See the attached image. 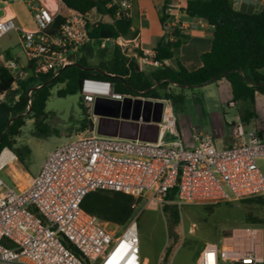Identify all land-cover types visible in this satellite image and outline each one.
<instances>
[{
  "label": "built area",
  "instance_id": "2783aa9c",
  "mask_svg": "<svg viewBox=\"0 0 264 264\" xmlns=\"http://www.w3.org/2000/svg\"><path fill=\"white\" fill-rule=\"evenodd\" d=\"M21 1L34 29L20 28L12 18L0 19V40L11 31L17 32L34 73H51L55 78L90 42L87 28L102 17L95 12L77 15L68 11L58 32L49 34L60 0H49L51 6L40 0ZM102 1L106 9L115 8L113 17H103L105 21L131 18L132 0ZM172 11L167 8L168 15ZM178 14L173 16L168 32L183 30ZM121 40H102L99 49ZM155 56V51L144 50L142 59L156 65ZM3 66L16 81L28 76L14 60ZM80 95L90 112L96 98L122 101L127 96L115 92L110 81L94 78L82 80ZM159 101L163 109L155 142L95 133L77 136L50 152L23 188L3 179L1 172L9 163L0 165V264H147L141 257L139 208L157 211L168 202L180 208L264 196V174L258 164L264 161V136L245 131L237 117L230 124L223 148L216 149L209 137L195 135L198 145L186 148L177 131L171 101ZM90 118L95 119L92 113ZM166 133L175 140L164 143ZM171 189H176L175 199L167 201ZM96 191L132 197L134 215L118 232L81 208L84 198ZM221 263L264 264V228L237 227L219 244H204L196 264Z\"/></svg>",
  "mask_w": 264,
  "mask_h": 264
},
{
  "label": "trees",
  "instance_id": "16d2710c",
  "mask_svg": "<svg viewBox=\"0 0 264 264\" xmlns=\"http://www.w3.org/2000/svg\"><path fill=\"white\" fill-rule=\"evenodd\" d=\"M105 4L106 2L102 0H60L59 13L47 32L56 34L68 11L77 15L95 12L102 18L97 24L88 26L90 41L134 40L137 32L131 30L130 19L121 18L112 22L103 19L104 16L113 17L115 9H106ZM167 8L169 7L165 4L159 18L161 26L166 28L169 19ZM180 12L188 18L202 19L213 29L210 49L201 54V67L195 71H188L177 62L174 70L164 68L157 73L143 76L138 64L127 60L122 48L116 43L112 47V60L107 65L97 67L98 71H86L75 66L74 63H78L81 67H88L82 58L74 56L70 65L55 78H52L51 73H34L33 63L28 62L25 67H22V70L28 73L27 78L16 81L13 73L0 64V97L9 92L13 84L20 89L18 99L11 107L0 102L7 108L11 118H15L7 129L4 126L0 130V153L5 148H12V139L24 126L25 118L32 119L34 125L37 126L43 123L46 116V102L53 87L63 86L56 91L57 97L60 98L80 94V86L85 78L110 81L115 92L122 95L167 99L171 101L172 106L177 102L182 103L183 97L169 92L167 89L169 84L178 87H198L224 79L231 92V102L228 106L231 105L236 109L243 126L254 122L257 119L255 96L256 94L264 95V74L262 73L264 68V8L253 14L236 11L231 0H189L181 6ZM168 36L172 40L159 43L154 50L155 61L158 63L170 60L174 51L188 39L177 28L168 32ZM11 59L13 58L9 54L5 55L6 61ZM37 86L40 87L35 89ZM29 90L31 93L28 98ZM28 107L29 110L26 112ZM89 125L91 126L90 122ZM16 157L24 169H27L23 159L18 155ZM175 194L176 189H171L166 200L173 201ZM252 198H256V201L249 203ZM238 201L253 204L258 208L264 206L263 196ZM132 203L133 199L128 195L113 191H96L84 198L81 208L101 222L122 228L134 215L131 209ZM161 210L168 216L173 226L178 225V207L175 204L165 203ZM244 216L246 226L259 227L264 224L261 214L252 215L249 212ZM177 240V236H172L171 242L163 248L160 264H168L176 249ZM62 241L66 247L74 251L68 241L65 239Z\"/></svg>",
  "mask_w": 264,
  "mask_h": 264
},
{
  "label": "rangeland",
  "instance_id": "374dc122",
  "mask_svg": "<svg viewBox=\"0 0 264 264\" xmlns=\"http://www.w3.org/2000/svg\"><path fill=\"white\" fill-rule=\"evenodd\" d=\"M21 22L25 28L33 29L29 17L21 16ZM121 41L120 46L124 47L127 43L124 40ZM99 44V42H94L93 48L90 44L85 45L83 48L92 62L96 61L101 54L107 52V49H99ZM106 45L107 48L111 46L110 43H106ZM7 48L14 56L25 62L26 55L18 45L15 31H11L0 40V52H4ZM23 62L20 61L24 65ZM215 82L205 91L194 93H191L190 90L185 91L187 94L186 100L174 104L173 112L180 133H182V128H188L191 136H199V133H201L199 137H209L215 148L221 149L228 138L224 118L226 120L232 118L236 109L228 107V103L231 101V92L227 82L224 79ZM62 87L58 85L51 89V95L45 106L46 116L43 123L37 126L34 125L32 119L25 118L24 126L19 130L18 135L12 139V148H6L15 156L1 172V176L8 183L23 188L27 185L30 177L33 176L29 172V167L31 171H35L37 166L56 147L74 140L77 136L91 135L86 132L91 129L89 125L91 112L88 111L80 94L68 95L62 98L57 97L56 91ZM12 88L0 97V102L9 107L17 101L20 93V89L16 85H13ZM208 96L212 99H209ZM215 104L216 109H211V106ZM199 105L202 107L200 108ZM214 110L219 115L216 120H214L211 113ZM223 111L225 116L222 115ZM9 118H11V114ZM82 125H85V127H82ZM245 131H252V125H249ZM172 140H175V137L166 133L164 143ZM185 147L191 148L187 145ZM16 155L23 159L27 169H24L18 162ZM258 164L264 174V161H259ZM252 201H256V198L250 199L249 203ZM161 209L157 211L143 210L141 207L137 210L141 257L147 261V264H160V254L163 248L171 242L172 236H177L178 240L176 249L168 264H196L204 244H219L221 239L228 235L231 230L246 226L244 224L245 214L249 212L252 215L261 214L264 219V206L258 208L253 204L232 201L208 205L181 206L178 208L179 223L173 226L168 216ZM259 227L264 228V224L259 225ZM107 228L117 232L120 230V227L111 226L108 223Z\"/></svg>",
  "mask_w": 264,
  "mask_h": 264
},
{
  "label": "crops",
  "instance_id": "0c3cea01",
  "mask_svg": "<svg viewBox=\"0 0 264 264\" xmlns=\"http://www.w3.org/2000/svg\"><path fill=\"white\" fill-rule=\"evenodd\" d=\"M186 1L189 0H168L167 3L166 0H132L130 9L131 30L137 32L136 38L134 40H124V42L127 43L124 45V47L120 46V42L122 41H119V44H117L122 48L123 54L125 55V58L127 60L138 64L143 76H149L150 74L157 73L164 68L174 70L176 69L177 62L188 71H195L201 67L200 56L210 49L213 29L200 18H188L185 15L181 14L180 8L186 3ZM40 2L47 6H51L49 0H40ZM165 4H167L168 7L173 8V11L169 15V19L167 21V27L173 21V16L176 13L180 12V14H178V20L183 25L182 32L188 37V39L176 51H174L173 57L170 60L164 61L163 63H157L155 65L152 62L143 61V51H154L159 43L167 40H172V38L168 36V28H166L165 26L162 27L159 20ZM233 8L236 11L255 14L260 12L264 8V0H237L233 3ZM21 16H27L32 21L31 15L24 2H22L21 0L0 1V19L12 18L18 27L26 30H33L34 25L33 29H27L24 27L23 23L21 22ZM16 35L18 45L20 46L19 35L17 32ZM93 43V41H90L85 45L90 44L93 48ZM110 45L113 47L114 43H110ZM84 46L77 52L75 58H82L88 65L87 68L98 69L97 67L107 65L112 60V48H110L111 46L109 48H107L106 46L105 49H107V52L103 55L101 54V56H99V58H97V60L94 62L90 61L87 54L84 52ZM6 54H9L13 58L11 60H14L21 69L22 67H25L29 62L27 57L25 59V62H23L19 57L14 56L10 49L7 48L4 50V52H0V64L2 65L6 62ZM20 61L23 62L24 65L21 64ZM262 73L264 74V68L262 70ZM215 83L216 82L208 83L206 85L198 87H178L174 84H169L167 86V89L173 94L182 96L184 102L187 97L185 91L190 90L191 93L197 91H205L206 88L208 89L210 85H213ZM208 93L210 94V91ZM208 98L212 99V97L210 96H208ZM199 106L200 108L202 107L201 105ZM215 106L216 104L214 106H211V109H216ZM229 108H232L231 105ZM255 111L257 114V119L249 125H252L253 131H257L261 136H264V95L256 94ZM211 113L214 120L218 119L219 115L215 110ZM222 115L225 116L224 111L222 112ZM237 117L238 115L235 112V115L229 120H226L224 118V124L226 125V128L228 130V135L230 131V124L235 122ZM90 124L91 131H86L90 134H97V132H99L103 136H117L129 139L137 138L149 142H153V138L155 136V130L148 125H137L136 127L134 126V124L130 123H125L126 125L116 123L113 125V123L109 122L99 123L97 118H90ZM248 126H243L244 130H246ZM181 132L182 133L178 131L184 145L190 147H196L198 145L199 141L196 140L193 135L191 136L189 134L188 128H182ZM200 134L201 133H199V136H201ZM9 152L12 155L11 160H13L15 156L11 151ZM44 160L37 166L35 171H31L29 167V172L31 175H33L32 177H34L39 172ZM32 177H30V179Z\"/></svg>",
  "mask_w": 264,
  "mask_h": 264
},
{
  "label": "water",
  "instance_id": "95a60500",
  "mask_svg": "<svg viewBox=\"0 0 264 264\" xmlns=\"http://www.w3.org/2000/svg\"><path fill=\"white\" fill-rule=\"evenodd\" d=\"M74 65L86 71L99 70L84 68L81 67V65L78 63H74ZM242 78L244 79V77ZM39 87H36L35 89ZM31 90L29 91L31 92ZM162 109L163 103L159 101V99L132 97L127 95L123 98L122 101L96 98L93 102L91 113L93 117L98 119L99 123L109 122L113 123V125L116 123H119L121 125L130 123L134 124L135 127L137 125L151 126L155 130V136L153 138V142H155L158 135V128L156 124L160 122ZM28 110L29 107L27 108L26 112ZM9 116L10 113L7 108L0 104V130L4 126L5 129H7L9 124L13 121V119H15L9 118ZM97 134L101 135L99 132H97Z\"/></svg>",
  "mask_w": 264,
  "mask_h": 264
},
{
  "label": "bare ground",
  "instance_id": "6f19581e",
  "mask_svg": "<svg viewBox=\"0 0 264 264\" xmlns=\"http://www.w3.org/2000/svg\"><path fill=\"white\" fill-rule=\"evenodd\" d=\"M11 159H12V155L10 154V152L7 150H3V152L1 153V156H0V165H3L5 163H9L11 161Z\"/></svg>",
  "mask_w": 264,
  "mask_h": 264
}]
</instances>
